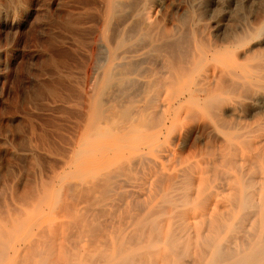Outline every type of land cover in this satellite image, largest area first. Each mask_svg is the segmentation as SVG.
Returning <instances> with one entry per match:
<instances>
[{"label": "bare ground", "instance_id": "bare-ground-1", "mask_svg": "<svg viewBox=\"0 0 264 264\" xmlns=\"http://www.w3.org/2000/svg\"><path fill=\"white\" fill-rule=\"evenodd\" d=\"M59 2L68 6L59 22L63 37L85 47L91 80L73 101L75 125L57 151L62 170L50 178L57 189L55 214L69 216L71 231L76 229L63 236L77 240L73 237L69 248L55 235L42 244L23 235L12 246L0 247V264H7L4 258H12L11 264H264V148L257 146L264 135L257 134L258 126L218 121L214 128L224 149L209 168L160 142L174 135L182 101L175 89L185 78L200 92L197 104L217 105L221 94L201 72L205 57L196 58L189 49L178 64L169 63L167 80L141 79L142 64L155 58L165 41L169 48L179 47V37L169 31L153 34L133 0ZM86 17H93V24ZM137 45L145 50L137 54ZM263 69L261 60L237 65L226 80L230 88L254 90L253 98L263 101ZM238 72L240 81L234 78ZM137 85L142 105L130 108L115 101L118 93L137 94L129 92ZM33 152L24 150L25 155Z\"/></svg>", "mask_w": 264, "mask_h": 264}, {"label": "rangeland", "instance_id": "rangeland-1", "mask_svg": "<svg viewBox=\"0 0 264 264\" xmlns=\"http://www.w3.org/2000/svg\"><path fill=\"white\" fill-rule=\"evenodd\" d=\"M133 3L139 16L144 14L142 20L151 25L153 34L169 31L182 40L179 47L173 44L176 46L173 48L171 44L174 50L169 48V41L163 42L156 57L153 58L154 55L150 57L153 58L151 61L147 59L142 64L146 71L143 70L140 78L161 82L167 80L169 63L178 64L184 59L185 51L190 49V55L205 57L201 72L209 75L210 85L221 94L216 108H206L204 104H197L199 98L196 96L200 92L185 78L175 89V93H179L178 99L182 101H179L176 114L179 118H176L171 128L174 135L171 140L164 141L162 138L160 142L181 152L185 159L198 160L209 168L214 164L212 162H219L215 161L220 157L216 153H222L224 149L222 136L214 128L218 121L227 120L238 126H258L257 134L264 135V100H255L254 90H251L252 93L250 89L246 91L240 86L239 89L237 86L230 88L232 84L226 80L233 76L232 70L237 71V65L247 67L260 60L264 61V0H133ZM67 7L59 0H0L2 249L7 245L12 246L23 235L36 237L40 244L55 235L60 244L69 248L77 240L76 236H72L71 240L73 237L75 239L69 242V236H63L66 232V235L73 234L76 229L73 227L71 231L69 216L58 217L55 214L52 200L57 195V189L50 184V178L62 170L61 156L57 151L72 134L75 125L77 115L73 101L91 83L83 50L85 47L79 48L72 43V39L64 38L60 29L59 22ZM88 18H84V21L93 24V17ZM164 44H168L166 46L169 49ZM138 45L137 54L145 50L142 45ZM240 76L241 74L234 78L240 81ZM137 87L138 85L129 92L136 91L139 94L118 93L115 101L119 103L122 100L120 103L130 108L142 105V93ZM76 93L80 95L77 96ZM187 96H191L193 100H187ZM228 106L233 107V111H227ZM257 146L264 148L263 138H260ZM30 148L34 149L33 154L25 155L24 150ZM78 177L79 174H75L73 180ZM57 228L59 229L56 230ZM26 230L30 231L29 234H26ZM41 233L47 235L43 236ZM2 261L11 264L12 258H4Z\"/></svg>", "mask_w": 264, "mask_h": 264}]
</instances>
